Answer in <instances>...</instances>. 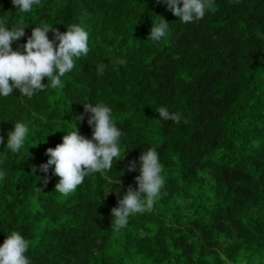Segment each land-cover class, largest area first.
Returning <instances> with one entry per match:
<instances>
[{"label": "trees", "instance_id": "1", "mask_svg": "<svg viewBox=\"0 0 264 264\" xmlns=\"http://www.w3.org/2000/svg\"><path fill=\"white\" fill-rule=\"evenodd\" d=\"M158 16L169 31L154 42ZM0 18L24 27L13 51L23 52L35 26L63 33L73 23L89 32L90 48L62 88L0 97L7 172L0 245L20 232L31 264H264V0H213L191 23L158 0H41L30 13L0 0ZM98 102L112 108L123 132L118 161L64 196L55 191L54 166L48 173L40 166L73 122L92 137L84 104ZM161 106L181 122L162 121ZM82 114V123L75 120ZM16 122L30 132L12 153L6 144ZM149 147L164 166L161 196L117 228L111 209L138 187L139 157Z\"/></svg>", "mask_w": 264, "mask_h": 264}, {"label": "clouds", "instance_id": "2", "mask_svg": "<svg viewBox=\"0 0 264 264\" xmlns=\"http://www.w3.org/2000/svg\"><path fill=\"white\" fill-rule=\"evenodd\" d=\"M12 3L17 11L30 13L41 0H12ZM158 3L165 4L181 22L191 23L205 16L213 0H158ZM158 17L159 22H152L148 37L154 42L161 41L169 31V23ZM50 31L54 33L53 39H49ZM24 35L23 26L10 28L0 18V97L12 95L14 89L31 98L46 88H62V77L75 68L77 59L87 56L90 51L89 32L77 23L69 25L63 33L53 27L35 26L27 43L23 45V52L13 51L12 42L20 40ZM118 62L125 63L124 60ZM105 67L101 62L98 72L102 74ZM45 78L47 84L42 83ZM84 109L86 114H90L87 123L93 129L92 137L89 139L81 135L77 124L73 122L75 130L67 132L61 144L47 149L49 159L40 166L44 173H48L54 166L53 174L60 178L55 191L64 196L76 191L89 174L110 171L113 161L117 162L116 158L120 155L123 132L114 122L112 108L104 102H98L86 103ZM158 113L162 121L179 124L182 119L179 113L170 112L166 106H161ZM84 119L83 114L75 117L81 123ZM29 132L27 123L16 122L14 129L8 133L7 149L12 153H19L25 146ZM3 143L4 137L0 136V144ZM5 159L6 153L0 151V182L7 177V172L2 167ZM136 167V161H132L128 170L135 171ZM163 170L164 166L156 148L149 147L147 151L144 150L139 157V175L135 177L138 187L134 190L129 186L118 200V206L111 209L114 226L126 227L131 216L153 208L165 184ZM37 190L41 192L40 189ZM112 192L119 195V189L109 193ZM29 247L30 241L27 238L18 231H11L0 245V264H31L26 255Z\"/></svg>", "mask_w": 264, "mask_h": 264}]
</instances>
